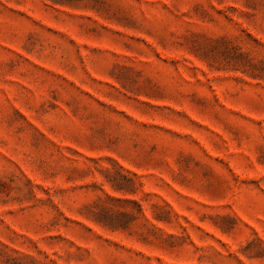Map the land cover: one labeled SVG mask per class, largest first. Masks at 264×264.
Wrapping results in <instances>:
<instances>
[{
  "label": "rangeland",
  "instance_id": "rangeland-1",
  "mask_svg": "<svg viewBox=\"0 0 264 264\" xmlns=\"http://www.w3.org/2000/svg\"><path fill=\"white\" fill-rule=\"evenodd\" d=\"M0 264H264V0H0Z\"/></svg>",
  "mask_w": 264,
  "mask_h": 264
}]
</instances>
